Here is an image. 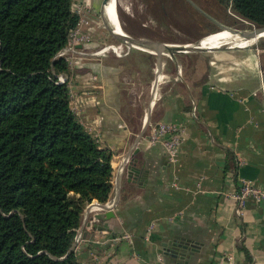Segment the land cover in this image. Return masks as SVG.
<instances>
[{
  "label": "crops",
  "instance_id": "obj_1",
  "mask_svg": "<svg viewBox=\"0 0 264 264\" xmlns=\"http://www.w3.org/2000/svg\"><path fill=\"white\" fill-rule=\"evenodd\" d=\"M73 2L87 14L82 31L92 40L63 50L75 61L71 109L110 154L114 169L130 155L142 179L114 173L108 202L117 198L115 218L90 222L108 210L97 200L86 206L82 223L89 224L81 226L75 250L79 262L223 264L231 257L234 264H264V202L247 199L241 211L235 200L242 180L264 191L261 55L193 49L165 55L158 76L160 59L151 52L129 49L122 58L99 53L111 35L87 16L98 21L104 4ZM158 123L185 130L176 163L149 141ZM175 237L198 243L199 251L185 261L167 255L164 244Z\"/></svg>",
  "mask_w": 264,
  "mask_h": 264
},
{
  "label": "trees",
  "instance_id": "obj_2",
  "mask_svg": "<svg viewBox=\"0 0 264 264\" xmlns=\"http://www.w3.org/2000/svg\"><path fill=\"white\" fill-rule=\"evenodd\" d=\"M216 2L264 26V0ZM81 18L73 0H0V264H81L69 252L84 210L113 192L111 156L59 82Z\"/></svg>",
  "mask_w": 264,
  "mask_h": 264
},
{
  "label": "rangeland",
  "instance_id": "obj_3",
  "mask_svg": "<svg viewBox=\"0 0 264 264\" xmlns=\"http://www.w3.org/2000/svg\"><path fill=\"white\" fill-rule=\"evenodd\" d=\"M194 1L193 4H188L184 0H116L118 21L122 30L127 33L143 37L146 36L149 39L158 38L156 40L159 42L173 45H183L189 42L196 44L215 36L231 34L228 31H222L216 34L214 32L215 30H210L212 22L207 16L197 10V7L200 6L212 19L217 20L228 28H248V24L244 20L237 18L230 12L227 13L224 11L216 0ZM101 3L104 4L102 7V10L104 9L102 12L103 17L108 26L113 30L109 17L110 0H100V5ZM83 13V18H85L87 14L85 12ZM87 17L90 23L98 22L95 17ZM256 40H250L242 44H239V42H228L227 44H216V46L220 49L232 46V49L240 47L242 49L256 50L261 55V65L264 71V36H262V43L255 44ZM118 43L114 37L110 36L102 48L114 46ZM210 48L212 46L194 52L203 53L209 51ZM129 49L137 48L124 44L119 47L118 53L124 56ZM111 53L116 52L111 51Z\"/></svg>",
  "mask_w": 264,
  "mask_h": 264
},
{
  "label": "water",
  "instance_id": "obj_4",
  "mask_svg": "<svg viewBox=\"0 0 264 264\" xmlns=\"http://www.w3.org/2000/svg\"><path fill=\"white\" fill-rule=\"evenodd\" d=\"M184 1H186L188 4L189 3L193 4L195 2L194 0H184ZM197 10H199L200 13L207 16L211 20L212 23H211L210 30H213V31L215 30L214 32L216 34L219 32H222V31H228L229 33H231V35L236 37L235 39H232V40H227V39L222 40L221 42H219V44H227L228 42H239V43H241L242 42L241 40L250 41V40L262 38V36L264 34V26L263 27L251 26V27H248L245 29H232V28H228V27L222 25L217 20L212 19V17L201 6L197 7ZM98 22L105 29H107L108 33L112 37H114L119 42L118 44L121 43V44H127L128 46H130L131 43L138 42V43H141L142 45H145L148 49L151 50L148 52H151V53L157 55L158 58L160 59L158 76L161 74L162 63H163L165 55H169L172 58H175L176 54H178V53H188V52L193 50V48L190 46L189 43L182 45L183 47H181L178 50H170L167 48V46L169 44H166L163 42L139 37L136 35H131L125 31L122 34L115 33V31H113L108 26L105 18L103 17V14H101V13L98 15ZM216 48H219V47L216 46ZM127 173H128L129 181L137 182L138 178L140 179L139 182L142 181V179L139 177L140 171L138 169H136L135 162H133V161L131 162V164L128 167ZM101 209H106V205L102 204ZM111 218H115L114 212L106 211L104 213H97L95 215L90 216V222L91 221L92 222H99V221L102 222V221H107ZM88 224L89 223L84 222V223H82V227L85 228ZM100 230H105V228L100 227ZM79 239H80V237L78 234L76 241L73 244L69 253H72L76 250V248L79 244ZM164 247H165L167 255H169L173 258H176L179 261H182V260L185 261L186 259H189L192 255H194V253H197L199 251V244L198 243L192 242L189 239H178L177 237H175V238L171 239L170 241H168L167 243H165Z\"/></svg>",
  "mask_w": 264,
  "mask_h": 264
},
{
  "label": "built area",
  "instance_id": "obj_5",
  "mask_svg": "<svg viewBox=\"0 0 264 264\" xmlns=\"http://www.w3.org/2000/svg\"><path fill=\"white\" fill-rule=\"evenodd\" d=\"M75 9L81 15L82 18H81L79 27L72 32L70 36L69 44L65 49L75 48L77 45L82 44V43L89 44L91 43V40H92L89 34L84 33L82 31V25L84 23H87V20H85L86 18H83L84 13L82 12L81 9H77V8ZM123 45L124 44L120 43L114 46H106L102 48V50H100L99 53L104 54V53H110L111 51H115L116 53L114 54L122 58L124 56L118 53V49L120 46H123ZM231 48L232 47H230L229 49ZM237 48H240V47H237ZM61 55H63V51L61 52ZM67 61H68L70 68H72L75 65L74 60L67 59ZM59 82L67 84L71 90L72 81H71V77L68 74L60 75ZM71 97H72V93H71ZM193 111L195 110L193 109ZM184 135H185V130L183 127H179L178 125L171 124V123H158L153 126L151 133L149 135V141L151 144L161 145L170 163H176L179 148L184 140ZM132 161L133 160L130 155H126L122 157L119 160L118 165L115 166V169L113 168L114 173H116L117 175L126 174V172L128 171V167ZM247 199H254L257 202H264V191L259 189L258 187H255L251 183L245 180H242L240 191L237 195H235V200L239 203V207L241 208L239 210L241 211L243 210L242 208L245 207ZM103 205H106L105 210L113 211L115 210L116 205H117V198L115 197L111 201L106 202ZM223 264H234V262H233V259L229 257L226 259V261Z\"/></svg>",
  "mask_w": 264,
  "mask_h": 264
},
{
  "label": "bare ground",
  "instance_id": "obj_6",
  "mask_svg": "<svg viewBox=\"0 0 264 264\" xmlns=\"http://www.w3.org/2000/svg\"><path fill=\"white\" fill-rule=\"evenodd\" d=\"M109 17H110V20H111V23H112V27H113V31H115V33H118V34H122L124 33V31L122 30L120 24H119V21H118V11H117V2L116 0H110V4H109ZM264 36V34H263ZM236 37L229 34V35H222V36H215V37H212L206 41H202V42H199V43H196V44H191L190 46L194 49V50H201V49H205V48H208V47H215L216 44H219V42H221L222 40H232V39H235ZM256 40V39H255ZM262 38H258L255 42V44H259V43H262L263 41H261ZM242 42L239 43V44H242L244 42H247L245 40H241ZM131 47H134V48H137V49H140L142 51H151L150 49H148L145 45H142L141 43H138V42H135V43H131L130 44ZM181 47H183L182 45H173V44H169L167 46L168 49L170 50H178L180 49Z\"/></svg>",
  "mask_w": 264,
  "mask_h": 264
}]
</instances>
